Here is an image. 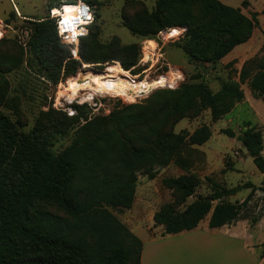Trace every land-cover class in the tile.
<instances>
[{"label": "trees", "instance_id": "trees-1", "mask_svg": "<svg viewBox=\"0 0 264 264\" xmlns=\"http://www.w3.org/2000/svg\"><path fill=\"white\" fill-rule=\"evenodd\" d=\"M182 1L156 0L150 18L155 23L154 32L173 25L187 28L188 39L181 47L190 59L214 63L250 37L252 24L237 9L219 0H201L204 14L195 17L176 7ZM256 14L250 13L252 20ZM202 15L204 18L198 20ZM47 20L35 22L31 46L35 55L47 51L43 47L49 44V35L58 39L54 21ZM91 25L80 41L90 34ZM239 29L244 34L237 36ZM91 54L85 53V59L102 58ZM121 60L124 69L134 62ZM243 83L254 97L264 100V61L247 62L239 80L224 82L217 93L203 82L183 83L141 103L95 116L76 126L71 142L60 151L52 149L49 133L38 127L25 132L20 119L12 120L0 110V264H140L141 239L109 208L132 206L138 173L153 177L156 166L170 161L186 169L183 152L190 144L205 142L209 130L201 127L182 135L172 127L181 118L197 116L207 108L213 121L220 119L243 100ZM51 122L54 127L65 126L59 133H65L69 126L61 119ZM224 132L236 135L231 129ZM237 140L264 175L262 131L246 127ZM181 179L172 182L186 195L192 194L194 179ZM213 185L216 189L210 195L198 196L184 212L175 211L173 204L157 210L153 221L164 227L162 235L193 230L207 215L209 228L247 218L242 209L252 193L242 202H227L223 197L237 187ZM245 187L264 192V186L247 183ZM42 200L55 202L66 216L35 205ZM261 215H253L250 224Z\"/></svg>", "mask_w": 264, "mask_h": 264}, {"label": "rangeland", "instance_id": "rangeland-1", "mask_svg": "<svg viewBox=\"0 0 264 264\" xmlns=\"http://www.w3.org/2000/svg\"><path fill=\"white\" fill-rule=\"evenodd\" d=\"M73 1L0 0V20L5 24L3 31L0 29V35L4 34L0 41V110L12 120L20 119L25 132L38 127L49 133L54 151H60L71 142L76 126L95 116L108 115L124 105L141 103L157 92L175 90L183 83L203 82L212 93H217L224 82L239 80L247 62L264 61V0H219L249 19L252 30L245 42L234 46L214 63L190 59L185 53L181 46L188 39L186 27L173 25L154 32L155 23L150 14L156 8V0H87L96 6L97 11L90 34L75 47L62 42L58 35H55L57 40L54 35H49L51 40L43 47L47 51L43 55H35L31 47L34 45L35 22L46 21L49 8ZM176 7L190 11L195 17L204 14L201 0H184ZM253 12L257 13L254 20L250 15ZM203 18L204 15L198 20ZM173 28H178V33L171 36ZM160 32L168 35H160ZM236 34L242 35L244 31L239 29ZM146 40L150 45L153 44L151 40L157 42L158 52L162 55L158 61L151 60L155 56L147 52ZM85 53H92L93 57L101 55L102 58L86 60ZM121 57L134 62L124 69ZM72 61L76 62L72 64ZM88 70L115 74L127 71L136 76V82H145H140L141 88L160 77L172 78L173 70H179L181 78L173 87L166 84L168 79L161 80L149 93L140 94L130 101L121 95L71 89V79ZM110 79L115 84L129 85L115 77ZM240 87L244 93L243 100L236 102L231 111L220 119L213 121L207 108L197 116L181 118L172 127L176 134L182 135L192 134L201 127L209 130L205 142L190 144L189 149L183 152L186 169L170 161L167 165L156 166L153 177L138 173L132 206L123 210L109 208L133 234L141 238H146L148 233L159 236V231L151 226L157 210L163 205L173 204L175 211L184 212L198 196L210 195L216 189L214 183L224 188L237 187L238 190L223 197V201L242 202L252 193L242 209V215H247L249 223L253 215L264 212V192L260 188L252 191V188L245 187L247 183L255 187L264 186V175L237 140L246 127L254 126L263 133L264 155V100L254 97L247 83ZM52 119H61L69 124L65 133L58 132L65 126L54 127ZM226 129L235 132L236 137L228 136L224 132ZM182 177L187 181L194 179L192 182L196 185L192 194L186 195L173 184V179ZM215 203L217 201H213ZM35 205L66 216L53 201H36ZM208 216L199 222L195 231L206 227ZM253 233V239L264 240V223L259 224Z\"/></svg>", "mask_w": 264, "mask_h": 264}, {"label": "crops", "instance_id": "crops-1", "mask_svg": "<svg viewBox=\"0 0 264 264\" xmlns=\"http://www.w3.org/2000/svg\"><path fill=\"white\" fill-rule=\"evenodd\" d=\"M263 214L253 225L247 219L213 228L206 223L201 231L175 235H162L164 227L152 223L159 236L137 235L142 241L140 264H264V240L253 239L255 229L264 223Z\"/></svg>", "mask_w": 264, "mask_h": 264}, {"label": "bare ground", "instance_id": "bare-ground-1", "mask_svg": "<svg viewBox=\"0 0 264 264\" xmlns=\"http://www.w3.org/2000/svg\"><path fill=\"white\" fill-rule=\"evenodd\" d=\"M63 12L61 14L64 18H70L72 16L76 15V10L73 8V4L70 2H63ZM54 13H57L56 7H54ZM178 28H173L171 30V36H174L178 33ZM2 31V30H1ZM0 35V38L3 37ZM106 69V67H105ZM172 73V72H171ZM118 78L120 81H126L129 83L126 87L121 84H115L113 83L110 78ZM136 76H132L127 71H121L119 74L105 72V73H99L94 71H85L80 73L77 77L71 79L70 81V88L77 92V90L82 89L86 91H93L95 93L104 92V93H110L113 95H121L123 98L128 99L130 101L134 100L136 96H139L143 93H149L151 88L156 86L157 82L161 80H169L170 76L168 78L160 77L154 82L147 85L145 88L140 87V82L144 83V81L138 80L137 82L134 80ZM167 77V76H166ZM167 82V81H166ZM140 84V85H139ZM154 85V86H153ZM142 86V85H141ZM79 92V91H78ZM137 98V97H136Z\"/></svg>", "mask_w": 264, "mask_h": 264}, {"label": "built area", "instance_id": "built-area-1", "mask_svg": "<svg viewBox=\"0 0 264 264\" xmlns=\"http://www.w3.org/2000/svg\"><path fill=\"white\" fill-rule=\"evenodd\" d=\"M73 5V8L76 10V15L70 18H64L61 12H63V5L61 4L59 7H56L57 13H54V7L49 8V14L47 15V19H54L55 28L57 35L59 36L60 40L68 45L77 46L81 37L87 35L89 31V26L94 22L96 17V6L94 4H89L85 1L75 0L70 2ZM18 12V11H17ZM5 24L2 20H0V29L3 31V27ZM160 35H168L167 33H159ZM1 39V38H0ZM149 40H146L147 43L146 50L147 52L155 56L151 60L158 61L159 58H162L160 52H158L157 42L155 40H151L153 42L152 45L148 43ZM174 73L172 78H170L166 84L168 87H173L178 83V80L181 78V74L179 70L171 71ZM165 84V85H166Z\"/></svg>", "mask_w": 264, "mask_h": 264}]
</instances>
